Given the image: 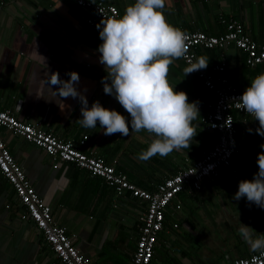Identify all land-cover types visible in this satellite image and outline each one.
I'll list each match as a JSON object with an SVG mask.
<instances>
[{
	"label": "crops",
	"instance_id": "0c3cea01",
	"mask_svg": "<svg viewBox=\"0 0 264 264\" xmlns=\"http://www.w3.org/2000/svg\"><path fill=\"white\" fill-rule=\"evenodd\" d=\"M90 1L116 6L119 16L135 3ZM164 13L169 23L182 31L210 36L224 33V21L236 19L253 40L264 44V0H165ZM90 15L69 0H0V110H9L21 121L73 141L80 151L102 158L139 188L153 190L200 159L214 145L216 136L205 130L200 121L203 112L199 111L200 117L193 122L198 125L197 135L189 148L141 161L138 154L155 138L147 131L130 128L127 137L120 133L105 136L99 122L96 128L82 127L77 122L82 118L79 98H62L58 93L53 97L59 86L50 83L52 74L58 73L60 80L67 81L68 73L77 72V88L86 95L89 108L98 100L103 107L131 120L115 97L104 93L101 81L107 72L99 63L98 52L103 43L101 28L86 24ZM199 54L197 51V58ZM222 55L229 79L235 80L241 92L264 73L244 74L243 54L234 47L222 50L219 61L207 54L208 66L202 70L212 72ZM186 67L181 59L170 65L168 78L175 91H185L190 103L209 99L212 94L197 75L185 76ZM242 121L248 128L250 122ZM0 136L39 197L50 206L56 225L76 235L75 245L90 264H97V260L98 264H131L144 202L127 193L116 195L101 178L73 164L60 162L54 167L43 150L3 128ZM83 136L86 140L80 145ZM257 159L258 153L238 144L231 171L213 182L206 181L202 191L182 193L173 201L158 243L162 250H170L167 253L175 258L173 264H232L236 258L257 253L250 250L239 228L244 224L256 235L264 233V208L246 197L234 199L240 181L251 180L259 171ZM177 204L180 209L175 208ZM23 213L13 187L0 178V264H62L33 223L22 219ZM110 224L115 226L113 230ZM186 243L191 252L184 248ZM152 264L170 262L157 257Z\"/></svg>",
	"mask_w": 264,
	"mask_h": 264
},
{
	"label": "built area",
	"instance_id": "2783aa9c",
	"mask_svg": "<svg viewBox=\"0 0 264 264\" xmlns=\"http://www.w3.org/2000/svg\"><path fill=\"white\" fill-rule=\"evenodd\" d=\"M76 6L91 12L85 22L95 27L105 18L120 17L116 6L90 0H69ZM225 32L210 36L205 32H186L188 34V53L180 58L187 66L197 59L199 49L226 50L234 47L245 55V63L254 68L264 66V44H259L247 33L244 24L236 19L224 21ZM102 30V25H101ZM225 58L221 56L212 72L198 70L193 72L203 82L204 88L212 95L199 102V111L203 112L200 121L206 131L216 136L215 143L202 153L200 159L174 176L166 178L153 190L139 188L128 178L117 172L102 158L80 151L71 140L55 136L49 131L17 119L9 110H0V128L20 136L43 150L55 163L73 164L86 170L92 176L101 178L116 195L128 192L136 200L145 203V212L138 230L136 248L131 264H151L159 235L164 230L165 213L180 193L190 194L204 189V183L213 182L225 171H231L233 160L238 153L237 128L235 115L254 117L235 107L234 103L243 94L226 73ZM259 125V121L254 119ZM230 125V126H229ZM86 136L79 141L85 143ZM235 172V171H233ZM0 178L14 189L15 195L24 208L22 219L30 220L36 230L43 235L49 250L62 264H90L75 245L76 235L68 234L65 228L56 225L52 210L38 195L26 177L22 167L14 160L0 136ZM180 209V205L175 206ZM177 228V224H173ZM232 264H264V256L259 252L248 257L236 258Z\"/></svg>",
	"mask_w": 264,
	"mask_h": 264
},
{
	"label": "clouds",
	"instance_id": "9594fccd",
	"mask_svg": "<svg viewBox=\"0 0 264 264\" xmlns=\"http://www.w3.org/2000/svg\"><path fill=\"white\" fill-rule=\"evenodd\" d=\"M164 8L165 0H135L122 16L104 18L97 25L98 29L102 25L99 36L103 41L98 47L99 63L107 72L101 81L104 93L115 97L130 115V122L98 100L89 108L86 95L77 88V72L68 73L67 81L60 80L58 73L50 77V83L59 86L52 92L53 97L58 93L62 98H79L82 118L77 122L82 127L96 128L99 122L105 136L120 133L127 137L130 128L153 135L147 149L138 154L141 161L189 148L197 135L198 125L193 122L200 117L199 102L190 103L188 94L175 91L168 78L170 65L188 53L189 38L169 23ZM208 62L206 56L197 58L184 69L185 76L207 68ZM234 105L259 121L255 131L264 137V73L250 82ZM257 164L259 171L251 180L240 181L234 199L246 197L248 202L264 208V152L258 154ZM239 234L252 252L264 256V233L256 235L252 227L242 224Z\"/></svg>",
	"mask_w": 264,
	"mask_h": 264
},
{
	"label": "trees",
	"instance_id": "16d2710c",
	"mask_svg": "<svg viewBox=\"0 0 264 264\" xmlns=\"http://www.w3.org/2000/svg\"><path fill=\"white\" fill-rule=\"evenodd\" d=\"M199 51H200V54H199ZM221 52H222V50H220L218 48L199 49L198 50L199 55L207 56V54H208L211 58L218 59V61L220 59V53ZM241 53L243 54V69H244V71H246L244 74H248L250 76H253V75H256L257 72L264 70V66H261V65L254 67V68L248 67L245 63V55L242 51H241ZM230 82H232L238 90L242 91V89L238 85H236L235 80H233V78L232 79L230 78ZM234 115H235V122H236V128H237V137L236 138H237V142L239 144V147L240 148L243 147L244 149L249 148L250 150H252L258 154L261 152H264V148H261V145L264 144V137L260 136L255 131L259 127V125L256 123H255L256 125L252 124L254 122V119L251 118L250 116H244V115H240L237 113ZM242 119L250 122V124L248 125V128H244V126H243L244 124H243ZM249 129H252V132H249L248 131ZM138 187H140V186H138ZM126 193L129 194L128 192H126ZM180 194H182V193H180ZM168 208H170V207H168ZM168 208L166 210V213L169 212ZM166 213H165V219H166V215H167ZM162 234L163 233H161L158 237V241H157V244H156L155 249H154V255H153L151 264L153 263V261L157 257H159L163 261H166V262L169 261L170 264H173L176 262V261L174 262L175 258L172 255L167 253L168 251H170L169 249H167V247L164 250H162L161 247H159L158 243H159V240H160V237ZM188 240H190V239H188ZM172 250L173 251L176 250L174 245L172 247Z\"/></svg>",
	"mask_w": 264,
	"mask_h": 264
},
{
	"label": "rangeland",
	"instance_id": "374dc122",
	"mask_svg": "<svg viewBox=\"0 0 264 264\" xmlns=\"http://www.w3.org/2000/svg\"><path fill=\"white\" fill-rule=\"evenodd\" d=\"M196 216H198V215H196ZM109 227H110V228L112 227L111 230H113L115 226H113V224H110ZM122 232H126V231H122ZM172 237H173V236H172ZM189 241H191V240H189ZM193 247H194V246H193ZM184 248L187 249L188 252H191V251H192V248H191V246H189V243H186V245H185ZM163 249H166V248H163ZM177 258H178V257H177ZM97 264H98V260H97Z\"/></svg>",
	"mask_w": 264,
	"mask_h": 264
}]
</instances>
